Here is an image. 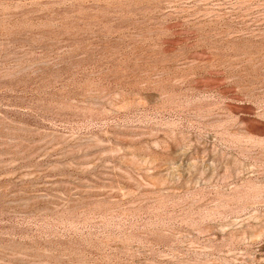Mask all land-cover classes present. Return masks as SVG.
<instances>
[{
    "label": "rangeland",
    "instance_id": "374dc122",
    "mask_svg": "<svg viewBox=\"0 0 264 264\" xmlns=\"http://www.w3.org/2000/svg\"><path fill=\"white\" fill-rule=\"evenodd\" d=\"M0 264H264V0H0Z\"/></svg>",
    "mask_w": 264,
    "mask_h": 264
}]
</instances>
